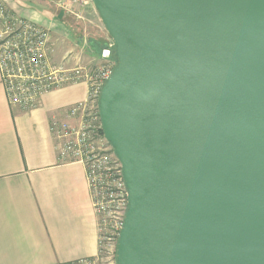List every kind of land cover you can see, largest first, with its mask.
Here are the masks:
<instances>
[{"label":"water","instance_id":"obj_1","mask_svg":"<svg viewBox=\"0 0 264 264\" xmlns=\"http://www.w3.org/2000/svg\"><path fill=\"white\" fill-rule=\"evenodd\" d=\"M93 3L117 57V264H264V0Z\"/></svg>","mask_w":264,"mask_h":264},{"label":"crops","instance_id":"obj_2","mask_svg":"<svg viewBox=\"0 0 264 264\" xmlns=\"http://www.w3.org/2000/svg\"><path fill=\"white\" fill-rule=\"evenodd\" d=\"M3 1L17 16L50 30L59 40L54 48L72 51L87 18L109 37L93 0ZM86 96L85 82L67 84L25 110L10 103L0 69V264L69 263L98 253L86 170L60 159L50 131L54 116L75 122L68 110Z\"/></svg>","mask_w":264,"mask_h":264},{"label":"built area","instance_id":"obj_3","mask_svg":"<svg viewBox=\"0 0 264 264\" xmlns=\"http://www.w3.org/2000/svg\"><path fill=\"white\" fill-rule=\"evenodd\" d=\"M71 3L82 4L84 0ZM15 21L1 6L0 22L7 35L0 39V69L11 104L34 109L44 95L59 87L82 80L87 84L86 98L68 110L75 122L54 116L50 131L57 141L60 159L81 164L86 170L98 216L99 251L95 256L59 264H117L118 243L129 208L128 188L122 162L104 134L99 108L102 89L116 64L105 65L92 74L83 68L53 67L46 54L49 30L27 21L20 22L15 30ZM104 257L110 258L108 262Z\"/></svg>","mask_w":264,"mask_h":264},{"label":"rangeland","instance_id":"obj_4","mask_svg":"<svg viewBox=\"0 0 264 264\" xmlns=\"http://www.w3.org/2000/svg\"><path fill=\"white\" fill-rule=\"evenodd\" d=\"M1 6L10 12L16 20L14 27L15 30L20 26V22L22 21L32 22L26 18L17 16L3 0H0V7ZM87 19L86 21H83L82 27L84 30L79 33L81 36H79V34H74V48L72 51L68 48L65 50L63 47L54 48L55 42H58L59 40L53 39V35L49 30L50 39L46 44V54L53 67L57 68L63 66L68 69L83 68L85 71L92 74L99 68L108 64L114 63L117 66V62L114 57L115 47L113 45L112 38L109 34L107 39L101 37L100 33L96 31L94 23L91 20L87 21ZM4 31L5 25L0 22V34L1 32L4 33L3 36H0V39L5 38L7 35ZM82 82L86 83L85 80H82ZM109 259L110 258L108 257H104L105 262H108Z\"/></svg>","mask_w":264,"mask_h":264},{"label":"trees","instance_id":"obj_5","mask_svg":"<svg viewBox=\"0 0 264 264\" xmlns=\"http://www.w3.org/2000/svg\"><path fill=\"white\" fill-rule=\"evenodd\" d=\"M115 47V46H114ZM114 57H115V59H116V62H117V57H116V54H114Z\"/></svg>","mask_w":264,"mask_h":264}]
</instances>
